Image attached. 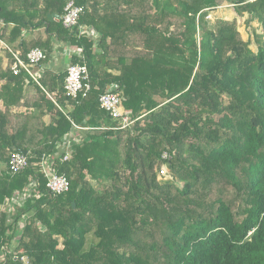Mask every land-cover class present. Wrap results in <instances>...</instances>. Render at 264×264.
<instances>
[{
  "label": "trees",
  "instance_id": "obj_1",
  "mask_svg": "<svg viewBox=\"0 0 264 264\" xmlns=\"http://www.w3.org/2000/svg\"><path fill=\"white\" fill-rule=\"evenodd\" d=\"M69 1L84 10L72 30L47 17ZM224 3L247 40L235 18L207 19ZM57 44L89 72L74 99L65 70L39 73ZM35 48L36 80L13 75ZM110 85L127 130L99 106ZM0 101V264H264V0H0ZM45 156L66 193L47 192Z\"/></svg>",
  "mask_w": 264,
  "mask_h": 264
},
{
  "label": "built area",
  "instance_id": "obj_2",
  "mask_svg": "<svg viewBox=\"0 0 264 264\" xmlns=\"http://www.w3.org/2000/svg\"><path fill=\"white\" fill-rule=\"evenodd\" d=\"M84 10L81 6H77L73 1L66 3L63 15L60 18L61 24L65 29L72 30L78 26V20L83 14ZM79 35L86 36L87 38L96 40L98 34L91 28L79 27ZM71 51V50H70ZM76 55L80 54V50H75ZM14 63L11 66L13 75H17L21 70L26 72L34 80H36L38 74L32 72L42 60L45 58L44 52L35 48L28 52L26 56V61L21 60L17 54H14ZM66 76L64 80V91L65 95L69 98H76L77 95L83 92L84 89H88L87 84L89 80V72L86 65L83 64H67ZM124 101L123 96L119 92L117 85H110L106 90L100 94L98 98L99 106L104 112L109 116V118L117 124L116 129L127 130L129 129L136 119H132L130 114L125 111L122 106ZM74 139V140H72ZM72 141H77L73 134H69L63 139V143L58 147L65 151V156L63 160L69 158V149ZM163 159L167 158L166 154H163ZM54 161L53 156H45L42 158L40 163V172L43 174L46 183L45 188L49 194L52 196H58L66 193L69 190V181L65 176L56 174L52 170V163ZM28 159L26 155L20 152H13L10 154L9 160L7 162V170L11 174L19 173L28 167ZM159 175L167 177V169L165 166L161 167L159 170ZM28 192H24L21 195H14L12 198L13 203H21L24 201L25 196ZM21 261L23 264H29L28 259L22 257Z\"/></svg>",
  "mask_w": 264,
  "mask_h": 264
},
{
  "label": "rangeland",
  "instance_id": "obj_3",
  "mask_svg": "<svg viewBox=\"0 0 264 264\" xmlns=\"http://www.w3.org/2000/svg\"><path fill=\"white\" fill-rule=\"evenodd\" d=\"M234 18L237 21V28H238V31L240 32L243 40H247L248 37L251 36V28L245 26L246 16H244V17L236 16V14L234 12V8L230 4L224 3V5L218 7L217 9L212 11L207 16V19L209 20V22H214L217 19L231 20V19H234ZM251 26L256 28L257 27V23L253 22ZM61 45H63V44H58L59 47H61ZM62 47H63V51H58L57 55H55V56H59L60 55L61 58L63 57V61H64L67 58L69 59V56L71 54L70 50H71L72 53L74 52V50H73V48H70L67 45H63ZM65 53L68 55V57H65V55H64ZM4 59H5L4 56H2L1 60L3 61ZM66 66H67V64H66ZM39 72H41V70ZM46 121H48L47 118H46ZM74 138H76V140H77L76 143L80 141L79 135H76V137H74ZM72 140H74V139H72ZM2 258H3V255H0V259H2Z\"/></svg>",
  "mask_w": 264,
  "mask_h": 264
},
{
  "label": "crops",
  "instance_id": "obj_4",
  "mask_svg": "<svg viewBox=\"0 0 264 264\" xmlns=\"http://www.w3.org/2000/svg\"><path fill=\"white\" fill-rule=\"evenodd\" d=\"M55 47L57 49L55 48V50H54L53 54L51 55L49 61L47 62V64H45L43 66V68L41 69V71L44 70V69H46V70H51V71H53L55 73H59V72H62V71H64L66 69V64L69 63V59L67 58L66 60L63 61V57L61 58L60 55L59 56H55V55H57V52L60 51V50H58V48H60L58 46V44ZM61 47H62V45H61ZM70 53H72V52L70 51ZM64 55H65V57H68V55L66 53ZM2 62H3V66H5L6 59H4ZM3 109H4L3 104L0 101V110H3ZM26 111H27V109L24 108V107H21V108H11V112L12 113H22V112H26ZM73 136L76 137V134H73Z\"/></svg>",
  "mask_w": 264,
  "mask_h": 264
},
{
  "label": "water",
  "instance_id": "obj_5",
  "mask_svg": "<svg viewBox=\"0 0 264 264\" xmlns=\"http://www.w3.org/2000/svg\"><path fill=\"white\" fill-rule=\"evenodd\" d=\"M47 17H48V20L49 21H59L60 20V17L59 16H57V15H51V14H49V15H47ZM22 154L23 155H26L27 154V152H22ZM0 209H1V206H0Z\"/></svg>",
  "mask_w": 264,
  "mask_h": 264
}]
</instances>
